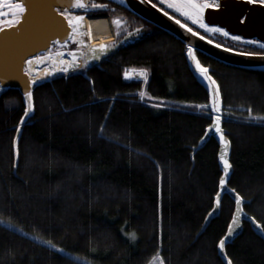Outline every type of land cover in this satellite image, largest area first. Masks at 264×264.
Masks as SVG:
<instances>
[{
  "label": "trees",
  "instance_id": "obj_1",
  "mask_svg": "<svg viewBox=\"0 0 264 264\" xmlns=\"http://www.w3.org/2000/svg\"><path fill=\"white\" fill-rule=\"evenodd\" d=\"M123 8L119 15L128 16ZM144 23L139 41L99 67L34 88L16 166L12 141L24 104L17 90L0 92V264H147L157 249L163 264H224L217 243L234 208L228 195L200 231L221 176L214 138L193 152L211 122L208 95L187 66L185 46ZM215 35L251 52L249 43ZM196 56L218 84L227 116V185L249 201L243 209L264 232V70ZM126 68L148 72L142 101V82L121 77ZM242 225L226 256L264 264V239ZM132 232L135 240L126 235Z\"/></svg>",
  "mask_w": 264,
  "mask_h": 264
},
{
  "label": "water",
  "instance_id": "obj_2",
  "mask_svg": "<svg viewBox=\"0 0 264 264\" xmlns=\"http://www.w3.org/2000/svg\"><path fill=\"white\" fill-rule=\"evenodd\" d=\"M113 1L116 4L124 7L128 12L132 13L134 16H137L145 22L157 27L160 30H163L185 46V58L187 66L194 78L205 89L208 95V108L210 109L212 114L210 124H213V118L215 116L221 114V96L219 91L220 102L217 105L219 111L212 110V96L214 90L217 89L218 84H212L209 80L205 79L203 74L200 73L199 69H197L196 60H198V58L196 56V53L199 52L202 55H205L208 58L226 66L242 68L246 70H264V55L255 53H252L251 55H245L244 53L249 52H241L237 50L228 51V47H217L216 45L219 43H209V40L211 39L204 40L201 39V37H203L202 35L201 37H197L192 33L187 32V30L181 27V25L177 24L174 20H172L170 15H164V13L159 11L158 7H154L153 4H149L147 0ZM74 2L75 0H27V3L31 7L26 17L21 21V23L14 28H0V88L3 90L8 88L17 90L22 96L24 109L27 107L28 104V98L24 96V93L27 91L33 92L34 88L39 83H41L34 82L33 80H31L30 76L32 74V64L29 65L31 71L26 72L24 70L25 62L35 54L47 50L52 42H64L70 39V34H73L72 26L68 24L67 18L61 16L59 12L56 11V9H59L60 11L67 10L69 12L85 13L83 14L85 18L94 17V15L89 14L90 12L94 11L91 7H89L88 10L74 9L72 7ZM84 3L88 4V1L84 0ZM216 4L218 5V7H206L204 9L205 22L214 23L218 27H223L226 31L230 33V35L223 36L220 33L215 34H219L224 38H229L233 41L240 43H249V41H260L259 44L264 45V2H256L253 0H216ZM34 14L36 15V18L38 16L39 22L37 23L36 31L33 32V30L30 28L29 23ZM136 31L137 30H132L128 32L120 39L114 41V43L101 42L91 44L89 39L77 41V50L74 52H68L67 54L69 55L70 59H72L73 56H75V60L78 58L81 59L80 69L99 67L104 60L112 56L118 50L130 46L135 42L139 41L142 33H136ZM21 35H23V37H26L23 42L20 41V39H24ZM234 36H241L243 37V39L236 40L233 39ZM12 37L14 38L11 39ZM16 39H18L17 41L20 42L15 43L13 45L12 41H16ZM102 44L111 45V47H109L107 51L101 52L98 46ZM189 44H191L194 48L195 59H193V56L190 55L187 51ZM76 67H79L78 63ZM76 67L71 68L70 71H74ZM68 74L69 73H58L56 77L65 76ZM84 77L87 78L91 84V80L87 77V75L84 74ZM33 113L34 107L32 111H30L29 114L26 116L25 120L21 121L20 118L18 123L20 130L17 131L16 128L15 135L12 141L14 166H16L18 160L17 143L22 132V127L27 121V119L33 115ZM24 115L25 112H23L22 116ZM220 126L223 132V136L227 141V144L221 142L220 133L214 131L215 125L213 124L212 130H208L207 127L205 128L202 136H205L206 138L204 140H201L200 138L197 145L193 148V152H195L199 148H201L210 137L214 138L218 144L217 161L219 169L221 170V176L219 177L217 186L218 189L216 194L214 195L213 206L211 208L212 212L210 213L209 211L207 213L206 217H208V219H204L200 231H202L208 225L209 221L212 218L218 215L220 210V204L216 205V200L217 193L220 192L222 193L220 197V203L223 195L225 194L228 195L234 202V208L229 223H234V214L236 218L240 220V225L237 226L232 237L226 240V245L231 243L241 233L243 228V221L248 222L252 230L258 236L264 239V232L260 224L258 226L256 220H253V217L248 215L243 209V205L245 203H248L249 201L243 199L242 204H237L234 198L235 193L228 191V189L231 188L228 185L225 188L219 184L221 177H224L227 183L232 173L231 164L229 172L227 174L224 172V162L220 159V156L223 155L225 159H227L230 163L229 155L231 145L229 139L225 134V130L222 128V118ZM225 148H227L226 152ZM227 230L228 226L225 233L227 232ZM225 233L223 237L225 236ZM217 253L223 263L227 264V260L229 258L225 255V249L223 250L224 254H222L221 250L218 248V243Z\"/></svg>",
  "mask_w": 264,
  "mask_h": 264
},
{
  "label": "snow or ice",
  "instance_id": "obj_3",
  "mask_svg": "<svg viewBox=\"0 0 264 264\" xmlns=\"http://www.w3.org/2000/svg\"><path fill=\"white\" fill-rule=\"evenodd\" d=\"M147 2L149 4H152V0H147ZM162 3L167 4V7L169 9H175V11L177 13H180L183 17H187L189 20L193 21L194 24L199 25L200 28L205 29L207 32H214V33H220L223 36H228L230 35V33L228 31H226L223 27H218L216 24L214 23H206L205 22V18H204V9L206 7H218L217 4H208V0H162ZM30 5L27 3V0H0V8H6L7 11L4 12H0V16H9L10 19L8 20H3L0 21V23H3L6 27L8 28H14L16 27L18 24L21 23V21L26 17L29 9H30ZM72 7L74 9H81V10H88L89 7H91L92 9H96V8H106L107 5L104 3H93L91 6H89L88 4L84 3V0H75V2L73 3ZM154 7H158V5H154ZM56 11L59 12V14L61 16H64L67 18L68 24L70 26H72V33H75L77 30V26L79 24L80 21H82L83 17L82 16H73L71 12L65 10V11H60L59 9H56ZM159 11L164 13V15L166 16H171V19L174 20L177 24L181 25V27H183L184 29L187 30V32L192 33L193 35L197 36V37H201V33L198 31H194L193 28L189 27V25L187 23H183L182 20L177 19V17L175 15H171L170 12H166L165 9L163 7L159 8ZM114 20L119 23V18H114ZM135 31V30H134ZM70 38L72 40L76 39V36L74 34H70ZM201 39L204 40H208V36L205 35L203 37H201ZM233 39L236 40H241L243 39V37L241 36H234ZM252 43H260V41H251ZM65 43H67V41H65ZM209 43H213L215 44V40H209ZM217 47H221L223 48L224 45L223 44H217ZM99 49L101 50V52H105L107 51V49L109 47H111V45H99L98 46ZM187 51L190 55L193 56V59H195L194 56V48L191 44L188 45ZM228 51H234V49L229 48ZM245 55H251L252 53H244ZM261 55H264V53H261ZM43 58L40 56H33L30 57L29 60H27L25 62V66H24V70L26 72H30L31 69L29 68V65L32 63L33 60H36L37 62H40ZM62 64H64V61H61ZM76 60H75V56H73L72 58V62L67 63V65L63 68V71L67 72L69 70V68H75L77 66ZM196 67L197 69H199L200 73L203 74L204 78L209 80L212 84H215V80L212 79V77L209 74V69L203 65L200 64L199 60H196ZM51 71H55V69H51ZM47 74H50L47 73ZM133 74L129 73V72H125L124 76L125 77H131ZM139 76L143 77L145 80L147 79L146 76V70H142L139 73ZM24 96L28 98V104L27 107L24 109L25 115L21 116V121L25 120L26 116L29 114L30 111H32L34 105L32 103V92L31 91H27L24 93ZM141 96L143 97V93H141ZM219 89L217 87V89L214 90L213 96H212V103H211V108L212 110L215 111H219V109L217 108V105L219 104ZM160 105H157V107H159ZM197 107H202V106H197ZM107 116V113L105 114ZM252 115L251 109L249 108V116ZM209 116H211V111L209 112ZM221 116L217 115L213 118V124L215 125L214 131L217 133H220V140L221 142L227 144V141L225 140L224 136H223V132L221 130ZM213 124H209L207 126L208 130H212L213 129ZM20 130L19 125L17 126V131ZM101 135H103V125L101 126ZM206 137L202 136L201 140H204ZM195 147V146H194ZM227 151V148H225V152ZM220 159L223 160L224 162V172L227 174L230 170V163L227 159H225V157L223 155L220 156ZM219 184L222 187H227V183H226V179L224 177H221ZM229 192L235 193V201L237 204H242L243 202V197H241V195L238 192H235V189H228ZM222 193L218 192L217 193V200H216V205L220 204V197H221ZM215 208V206H214ZM212 212V210H210V213ZM205 219H208V217H205ZM253 220L255 219L254 217L252 218ZM233 221L234 223H229L228 225V230L225 233L224 237H221L220 241L218 242V248L221 250L222 254L223 250L225 249V245H226V240L230 239L232 237V235L234 234L237 226L240 225V220L236 218L235 214L233 215ZM257 225L259 226V221H256ZM126 235L130 238L135 240L136 239V234L135 232L132 233H126ZM39 239V237H37ZM46 243H51V241H46ZM53 247H59L58 245H53ZM159 255V249H157V254L156 256L153 257V260H156L157 257ZM226 255V254H225ZM150 264H152V262H150ZM159 264H163V260H160ZM227 264H232V260L228 259L227 260Z\"/></svg>",
  "mask_w": 264,
  "mask_h": 264
},
{
  "label": "flooded vegetation",
  "instance_id": "obj_4",
  "mask_svg": "<svg viewBox=\"0 0 264 264\" xmlns=\"http://www.w3.org/2000/svg\"><path fill=\"white\" fill-rule=\"evenodd\" d=\"M87 1H88L89 6H91L93 3H104L107 5L106 8H103V9L96 8V9H93L94 11L89 13L90 15H95L96 17H98L97 15H105V16H101V18L93 20L90 24L87 25V28H88L97 22V24L93 26L91 29H89L86 34V35L89 34L87 39L90 40L91 44L101 43V42L114 43V41L120 39L122 36H124L125 34H127L128 32L132 30H137L136 33L141 32L142 33L141 38L144 36V31L141 28H143L146 25L144 23L145 21L140 19L139 17H138L139 20H134L135 16L132 13L127 12L126 9L116 4L113 0H87ZM253 1L264 2V0H253ZM152 4L158 5V8L163 7L166 12H170L171 15H175L177 19L182 20L183 23H187L189 27L193 28L194 31L200 32L202 36L207 35L208 39H211V40L212 38H216V35L213 32L212 33L207 32L205 29L200 28L199 25L194 24L193 21L189 20L187 17H183L180 13H177L175 9H169L167 7V4L162 3V0H152ZM208 4H209V0H208ZM122 8L129 14L128 16L124 15V13H120L119 15L118 12H121ZM4 11H7V9L0 8V12H4ZM71 13L73 16L85 14V13H75V12H71ZM103 17L107 19H104ZM114 18H119L120 22L117 23L114 20ZM8 19H10L9 16H0V21L8 20ZM132 21L134 24H136V26H133L132 28L127 29L125 26L129 22H132ZM99 26H101L100 31L92 32L95 28ZM2 27H6V26L3 23H0V28ZM81 40H82V36L80 35L78 37L76 36L75 40H72L71 38L66 40L67 43H65V41L64 42H59V41L52 42L49 45V48L47 50L43 52H39L35 54L34 56H40L43 58V57H49L51 55H55L56 53L57 54H63V53L67 54L68 52H74L77 50V41H81ZM249 45L251 49V52L249 53H255V54L264 53V45L259 44V43H252L251 41H249ZM33 61H36V60H33ZM32 67H35V66L32 65ZM1 91H3V89L0 88V92Z\"/></svg>",
  "mask_w": 264,
  "mask_h": 264
},
{
  "label": "bare ground",
  "instance_id": "obj_5",
  "mask_svg": "<svg viewBox=\"0 0 264 264\" xmlns=\"http://www.w3.org/2000/svg\"><path fill=\"white\" fill-rule=\"evenodd\" d=\"M91 18H89V19L92 20ZM85 20H86V18H85ZM85 20H84V23H85ZM38 22H39V18H38V16L36 18V15L34 14L32 19L30 20V23H29L30 28L33 30V32L36 31V26H37ZM96 24H97V22L94 23L93 25H91L90 27H88L87 31L89 29H91L93 26H95ZM37 32H38V30H37ZM21 36L23 37V35H21ZM13 38L14 37H12L11 39H13ZM23 38H22L23 40L20 39V41L23 42L26 37H23ZM17 40L18 39H16V41H12V44L14 45L15 43L20 42ZM76 60L79 64V67H76L75 70H77L81 67V59L78 58ZM61 61H64L65 63L62 64ZM70 62H72V59H70L69 55L66 53H63V54H57L56 53L55 55H51L49 57H43V59L40 62L33 61L31 63L33 66H38V65L39 66L36 67L35 71H33V68H32L31 73L33 74V76L31 75L30 78L34 82H43V81H49L52 78H55L58 75V73L67 74L69 72H72V71H70L71 68H69V70L67 72L63 71V68L67 65V63H70ZM53 68L55 69V71H51V69H53ZM49 72H50V74H47Z\"/></svg>",
  "mask_w": 264,
  "mask_h": 264
},
{
  "label": "rangeland",
  "instance_id": "obj_6",
  "mask_svg": "<svg viewBox=\"0 0 264 264\" xmlns=\"http://www.w3.org/2000/svg\"><path fill=\"white\" fill-rule=\"evenodd\" d=\"M78 16H82L83 17V19H82V21H80L79 22V24H78V26H77V30H76V32L75 33H73L75 36H82V40H85V39H87V37L89 36V34L88 35H86L87 34V25L88 24H90L93 20H95V19H98V18H101V16H105V15H97L98 17H96L95 15H94V17H89V18H91L92 20H90L89 18H86V20H85V23H84V18H85V16L84 15H78ZM104 19H107V18H105V17H103ZM100 29H101V26H99V27H97V28H95L92 32H95V31H100ZM90 41V40H89ZM39 66V65H38ZM38 66H35V67H32L33 68V71H35V69H36V67H38ZM80 69V68H79ZM79 69H77V70H79ZM138 69V68H137ZM74 71H76V70H74ZM73 72V71H72ZM69 73H71V72H69ZM32 76H33V74H31ZM44 82V81H43ZM141 93H143V90H141L140 91V96H141ZM220 116L223 118V117H227L226 115H223L222 114V112H221V114H220ZM154 256H156V255H154ZM153 256V257H154ZM75 258H77V259H80V260H82V261H86V260H84V259H81V258H79V257H76V256H74ZM153 257L148 261V263L147 264H150V262H152V264H159V262H160V259L157 257V259L156 260H153ZM88 264H91L90 262H88V261H86Z\"/></svg>",
  "mask_w": 264,
  "mask_h": 264
},
{
  "label": "built area",
  "instance_id": "obj_7",
  "mask_svg": "<svg viewBox=\"0 0 264 264\" xmlns=\"http://www.w3.org/2000/svg\"><path fill=\"white\" fill-rule=\"evenodd\" d=\"M209 3H210V5L211 4H216V0H210ZM142 70H146V69H144V68H140V69H137V68H127V69L123 70V72H122V75H121L122 76V79H124V80H132V79H134V80H140V81H142V89H143V86L146 83L147 79L145 80L143 77L139 76V73ZM126 71L129 72V73H132L133 75L130 78L129 77H125L124 76V73ZM146 76L148 77L147 70H146ZM139 100L142 101V96H139Z\"/></svg>",
  "mask_w": 264,
  "mask_h": 264
}]
</instances>
